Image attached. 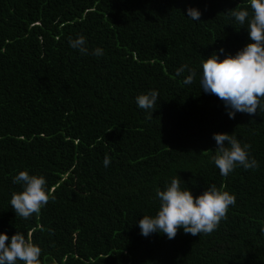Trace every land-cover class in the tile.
Wrapping results in <instances>:
<instances>
[{
	"label": "trees",
	"instance_id": "1",
	"mask_svg": "<svg viewBox=\"0 0 264 264\" xmlns=\"http://www.w3.org/2000/svg\"><path fill=\"white\" fill-rule=\"evenodd\" d=\"M246 6L0 0V233L30 237L41 264H264V112L231 119L199 83L204 58L250 42L231 15ZM80 35L88 55L69 45ZM97 47L103 55L91 54ZM182 65L196 72L190 85L187 70L176 75ZM152 90L148 118L136 97ZM220 132L250 144L259 167L222 176L211 160ZM19 171L43 176L55 196L27 220L10 205L23 190L12 182ZM178 176L194 196L215 185L236 203L210 235L143 236L139 220L160 207L156 190Z\"/></svg>",
	"mask_w": 264,
	"mask_h": 264
},
{
	"label": "clouds",
	"instance_id": "2",
	"mask_svg": "<svg viewBox=\"0 0 264 264\" xmlns=\"http://www.w3.org/2000/svg\"><path fill=\"white\" fill-rule=\"evenodd\" d=\"M187 13L190 19L200 20L201 12L198 9L189 7ZM231 15L239 25H246L250 42L235 55H226L221 59L214 52L204 58L199 83L203 92L223 101L229 118L234 119L237 112L250 115H255L257 110L264 112V0H247L246 7L232 10ZM69 45L82 55L89 54L83 35L70 38ZM219 51L223 52L224 49ZM91 54L101 56L103 49L97 47ZM186 70L188 75L183 83L190 85L196 76L194 69L182 65L176 70V75H183ZM157 100L158 92L155 90L136 97L140 109L150 110L148 118L152 117ZM213 138L217 147L211 160L222 176L227 177L238 165L246 170L259 167L255 158L249 159L250 144L242 146L236 136L227 132L214 133ZM103 164L105 167L110 164L107 155ZM12 182L23 188L20 192H14L10 200L11 208L20 218L27 220L34 214L39 215L50 199L55 200L43 176L19 171ZM156 196L160 200L157 214L154 217L144 215L139 220L141 234L145 237L161 233L168 239H174L181 228L185 234L193 236L210 235L221 220L227 218L229 207L236 203L235 195L215 185L194 196L188 188H181L179 176L173 178L164 190L157 189ZM261 232L264 233V227ZM41 251L30 237L26 238L19 231L11 236L10 242L7 233H0V264H41Z\"/></svg>",
	"mask_w": 264,
	"mask_h": 264
}]
</instances>
